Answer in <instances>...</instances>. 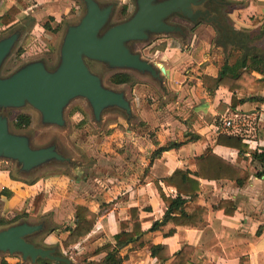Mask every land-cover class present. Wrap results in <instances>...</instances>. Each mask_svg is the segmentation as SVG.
Masks as SVG:
<instances>
[{
	"label": "rangeland",
	"instance_id": "rangeland-1",
	"mask_svg": "<svg viewBox=\"0 0 264 264\" xmlns=\"http://www.w3.org/2000/svg\"><path fill=\"white\" fill-rule=\"evenodd\" d=\"M98 1L100 4L111 2L114 5L109 25L127 18L135 9L134 0ZM5 3L6 0H2L0 11ZM233 5L237 4L233 3L230 7ZM65 6L68 8L63 13ZM123 6L127 9L125 13L121 11ZM230 7L223 6L218 12L225 26L234 29L228 15ZM84 12L82 0H24L17 22L9 28H0V37L15 29L21 31L19 40L0 69V75H7L23 63L35 59L44 60L49 69L54 68L59 59V47L67 25L77 22ZM170 20L183 27L184 36L161 34L152 36L146 42L132 45L143 58L152 63H161L169 70V76L163 77L161 83L148 75L118 72L96 62L90 63L91 69L102 77L106 86L125 91L132 106L133 114L130 119H126L122 110L111 108L104 111L101 120L96 122L83 98L74 99L68 104L64 112L63 127L43 125L39 113L29 106L2 111L9 119L12 132L28 135L34 147L55 143L58 150L68 156L70 161L49 163L26 174L20 172L14 162L0 159V229L7 226L6 224L22 220L43 222L44 229L30 235L28 239L36 244L55 245L59 238L64 237V226L69 220L70 211L75 202L80 200L74 198V190L78 189V193L83 189L84 193L91 185H99L100 182L96 183L95 180L97 177L98 180L101 178V182L104 180L106 189H121L124 185L121 182L125 177L123 174L126 164L131 158L147 157L146 151L139 149L140 146L143 148L149 143L157 145L160 142L158 138L165 137L167 141L173 137L176 129L181 131V125L187 133L191 131L192 135L196 130L203 129L201 114L207 105L209 93H206L198 79L203 74H215L225 61L232 64L243 53V48L231 44L222 47L216 43L220 38V30L212 24L199 21L193 25L178 17ZM44 23L56 30L44 29ZM239 32L244 33L242 30ZM252 47H255V43ZM120 73L129 74L132 80L125 84L113 83L111 78ZM217 107L225 109L221 103ZM20 114L29 116L28 125L15 126L16 118ZM229 116L230 113H227L221 119L218 117L215 120L219 128ZM234 123L241 126L244 122L236 119ZM216 152L228 154L220 146L216 147ZM144 168L141 166V170ZM107 177L109 180H106ZM34 181L35 186H32L34 184L30 183ZM43 184H47L46 188H43ZM41 190L45 194L37 213H34L33 195ZM122 197L123 195H118L110 204L119 202ZM110 204L101 206L100 213L109 210L107 207ZM1 221H6V224ZM48 230L54 233L47 239L46 244L45 237L47 233H51ZM91 241L92 239L86 240L81 251L71 247L69 252L62 251L61 248H56V252L69 258L71 262L89 264L91 261L88 257L95 249ZM0 258H6L10 264L21 259L19 255L7 254H0Z\"/></svg>",
	"mask_w": 264,
	"mask_h": 264
},
{
	"label": "crops",
	"instance_id": "crops-1",
	"mask_svg": "<svg viewBox=\"0 0 264 264\" xmlns=\"http://www.w3.org/2000/svg\"><path fill=\"white\" fill-rule=\"evenodd\" d=\"M1 2L2 0H0ZM229 2L230 5L237 4L230 7L228 13L232 19L233 28L238 31L242 30L245 35H254L256 39L252 45L255 43L256 49L264 50V34L257 36L259 30L264 29V0H229ZM5 4L0 15L11 5L17 3L14 0H6ZM68 6H65L63 13H66ZM56 22H58L57 18ZM217 73L218 70L215 74L207 73V75L216 76ZM252 74L254 80L246 91L236 93L237 98L264 96L262 75L257 72H252ZM198 81L202 85L201 79ZM206 93L208 92L206 91ZM207 97V105L201 114V119H203L201 128L203 129L199 128L201 130H196L197 132L193 133L194 140L186 142L184 134L187 130L181 125V131L176 129L173 137L168 138L167 141L165 137L158 138L160 142H157V145L149 143L143 148L140 146L139 149L146 151L147 157L131 158L126 164L123 174L125 177L121 182L124 185L121 186V189L110 191L109 188L104 187V180L101 182V178L98 180L99 177H97L95 178L96 183L99 181L101 184L91 185L89 190L84 193L83 189H80L78 193V189L74 190V198L80 199L75 202V205L82 204L94 212H101V206L108 205L118 195H123L119 202L107 207L109 210L99 214L92 230L72 247L74 250L79 248L81 251L85 247L83 244L88 239H92L91 243L95 245V248L106 241L113 242L112 236L120 230L119 221L129 219V208L135 206L139 210V217L144 218L141 222L143 235L138 241L121 249V255L126 256L123 264H158L157 260L150 255L149 244L156 246L166 244L170 253L176 252L185 244L191 245L194 251L190 261L186 264H264V174L257 175V168L250 163V158L241 159L237 156L236 150L220 146L228 151L227 155H222L216 152V147L219 145L215 144L216 134L223 131L241 136L243 141L248 143L249 152L263 147L264 100H245L231 108V93L224 87H219L212 95L207 94ZM220 103L225 109L217 107ZM227 113L231 115L227 119H233V122L240 119V122L244 123L241 126L234 123L233 127L228 129L221 124V128H219V124L215 120L218 117L221 119ZM199 131L204 132L200 133ZM168 141L184 143L177 148L164 151L160 157L152 159L151 153ZM208 146L224 159L246 169L250 174L249 179L241 186L227 179H201V191L197 193V196L190 197L189 201L206 206L207 219L198 227H174L171 222H168L151 231L150 227L153 221L160 220L165 211V204L159 196L155 182H158L166 195L175 196V189L165 186L161 180L168 177L176 168L195 171L194 158L204 153ZM141 166L145 168L141 170ZM106 180H109V177ZM43 185V188H46L47 184ZM41 192L45 194L44 190ZM220 199H230L235 202L236 208L232 215H226L222 210L214 207ZM74 207L70 211L69 220L64 227L73 226ZM173 227L175 231L171 235H165V232ZM259 227L261 230L257 233ZM52 233L54 232L51 231L46 235L44 243L48 244L46 241L52 236ZM64 233L65 237L66 232ZM64 237L59 238L55 243L59 244L61 249L60 241ZM103 256L104 253L90 256L88 259L98 262Z\"/></svg>",
	"mask_w": 264,
	"mask_h": 264
},
{
	"label": "water",
	"instance_id": "water-1",
	"mask_svg": "<svg viewBox=\"0 0 264 264\" xmlns=\"http://www.w3.org/2000/svg\"><path fill=\"white\" fill-rule=\"evenodd\" d=\"M82 1L85 12L77 22L67 25L54 68L49 69L44 60L35 59L0 75V159L14 162L22 173L28 174L49 163L69 162L70 158L55 143L34 147L28 135L12 132L3 110L29 106L39 113L43 125L63 127L68 104L83 98L96 122L111 108L122 110L126 119H130L132 106L125 91L106 86L91 69V62L109 70L148 75L161 83L169 70L161 63L143 58L132 45L161 34L184 36L183 27L171 21L172 17L193 25L199 21L212 24L220 30L216 43L226 47L229 42L224 21L205 6L207 0H134L135 9L130 16L110 25L113 3ZM20 35L21 31L15 29L0 37V69ZM6 225L0 229V254L19 255L21 263L35 264L44 259L55 264H79L57 253L59 244H36L28 239L44 229L43 222L22 220Z\"/></svg>",
	"mask_w": 264,
	"mask_h": 264
},
{
	"label": "trees",
	"instance_id": "trees-1",
	"mask_svg": "<svg viewBox=\"0 0 264 264\" xmlns=\"http://www.w3.org/2000/svg\"><path fill=\"white\" fill-rule=\"evenodd\" d=\"M17 4L11 5L2 15H0L1 29L9 28L17 22V15L20 13V7L24 4V0H14ZM126 6H123L121 11L126 12ZM57 24L56 27H58ZM43 28L49 31H55L56 28L51 27L48 23H44ZM228 29V27H227ZM264 33V30L262 31ZM252 72H257L264 79V52L252 46L249 49H243V53L232 64L226 61L221 65L216 76L203 74L201 82L203 87L209 94H213L219 87L226 88L230 93V107L245 100L263 101V97L245 96L237 98V92H244L254 80ZM132 80V76L127 73L116 74L111 78L115 84H125ZM29 116L20 114L17 116L15 126L22 127L29 124ZM187 141H192L195 138L190 133H185ZM184 142L168 141L166 144L158 147L151 153V158H158L162 152L177 148ZM215 144L236 150L237 156L241 159L250 158V163L257 168V175L264 174V146L249 152V145L244 142L242 137L237 134H231L219 131L215 137ZM196 169L190 171L188 169L176 168L168 177L161 181L165 186L173 187L176 191L175 196L166 195L158 182H155L160 198L165 204V211L160 220H154L150 230L154 231L160 226L171 222L176 226H192L198 227L207 219V208L204 205L189 201L190 197L197 196L201 191V179L218 180L227 179L234 181L238 186L243 185L249 179V172L216 154L211 147H206L204 153L197 155L194 158ZM12 179L15 180L11 176ZM36 181L31 182L34 184ZM44 197V192H39L33 197V211L37 213L41 201ZM220 209L226 215H232L236 205L233 200L220 199L214 206ZM100 212H94L88 207L77 204L74 207V224L64 228L66 236L60 241L63 250H67L76 245L78 241L85 237L94 227L97 217ZM144 218L139 217V210L133 206L129 208V219L119 221V232L112 236L113 242L106 241L91 252V256L104 253L103 258L94 263L89 264H123L125 255H121L120 251L129 244L138 241L143 235L141 222ZM6 224V221H1ZM130 227V228H129ZM171 228L165 235H171L175 229ZM261 228H258L260 232ZM151 257L155 258L158 264H186L190 261L193 254V247L185 244L174 253H170L169 247L166 244L159 246L149 244L148 246ZM0 264H10L6 258L1 259ZM15 264H29L17 261ZM35 264H52L48 260L38 259Z\"/></svg>",
	"mask_w": 264,
	"mask_h": 264
},
{
	"label": "flooded vegetation",
	"instance_id": "flooded-vegetation-1",
	"mask_svg": "<svg viewBox=\"0 0 264 264\" xmlns=\"http://www.w3.org/2000/svg\"><path fill=\"white\" fill-rule=\"evenodd\" d=\"M225 2V3H223ZM206 7H208L211 12H213L214 14H218L220 19H221V15H220V12H218L219 10H221L223 8V6H226L227 8H229L231 5H230V2L229 0H207L206 1V4H205ZM179 16V15H177ZM264 29H260L259 30V34L257 36H260L264 33H262ZM228 31V40L229 42H227V44H231V45H236V46H242L241 48L243 49H246L247 47H250L252 46V42H254V40L256 39L255 36L252 34H248V35H245L244 33H237V31L235 29H232V28H229L227 29ZM246 39H249V41H246ZM252 39V40H251ZM259 51L260 50H263V49H258ZM264 52V50H263Z\"/></svg>",
	"mask_w": 264,
	"mask_h": 264
},
{
	"label": "built area",
	"instance_id": "built-area-1",
	"mask_svg": "<svg viewBox=\"0 0 264 264\" xmlns=\"http://www.w3.org/2000/svg\"><path fill=\"white\" fill-rule=\"evenodd\" d=\"M223 127H225L226 129L228 128H232L233 127V119H225L222 123Z\"/></svg>",
	"mask_w": 264,
	"mask_h": 264
}]
</instances>
